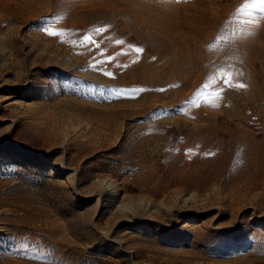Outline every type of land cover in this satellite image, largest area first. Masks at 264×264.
<instances>
[{
  "label": "rangeland",
  "instance_id": "1",
  "mask_svg": "<svg viewBox=\"0 0 264 264\" xmlns=\"http://www.w3.org/2000/svg\"><path fill=\"white\" fill-rule=\"evenodd\" d=\"M262 8L0 0V264H264Z\"/></svg>",
  "mask_w": 264,
  "mask_h": 264
},
{
  "label": "snow or ice",
  "instance_id": "2",
  "mask_svg": "<svg viewBox=\"0 0 264 264\" xmlns=\"http://www.w3.org/2000/svg\"><path fill=\"white\" fill-rule=\"evenodd\" d=\"M257 3L259 4H264V0H256ZM261 11H264V8L261 9ZM50 35H55V33H49ZM139 51V50H137Z\"/></svg>",
  "mask_w": 264,
  "mask_h": 264
},
{
  "label": "built area",
  "instance_id": "3",
  "mask_svg": "<svg viewBox=\"0 0 264 264\" xmlns=\"http://www.w3.org/2000/svg\"><path fill=\"white\" fill-rule=\"evenodd\" d=\"M256 126L258 129L262 128L261 125H259V123H256Z\"/></svg>",
  "mask_w": 264,
  "mask_h": 264
},
{
  "label": "bare ground",
  "instance_id": "4",
  "mask_svg": "<svg viewBox=\"0 0 264 264\" xmlns=\"http://www.w3.org/2000/svg\"><path fill=\"white\" fill-rule=\"evenodd\" d=\"M225 5V4H224ZM222 7V6H221ZM222 9V8H221ZM223 10V9H222Z\"/></svg>",
  "mask_w": 264,
  "mask_h": 264
}]
</instances>
